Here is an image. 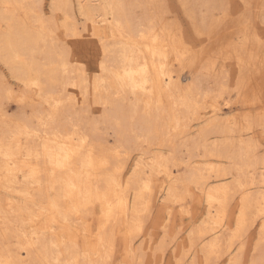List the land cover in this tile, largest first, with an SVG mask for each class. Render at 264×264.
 <instances>
[{
	"label": "bare ground",
	"instance_id": "bare-ground-1",
	"mask_svg": "<svg viewBox=\"0 0 264 264\" xmlns=\"http://www.w3.org/2000/svg\"><path fill=\"white\" fill-rule=\"evenodd\" d=\"M29 2L0 0V21L5 25L0 27V61L24 87L5 86L8 81L0 77V264H112L119 236L129 264H138L134 240L151 206L155 192L151 176L157 168L176 176V183L166 191L169 200L185 197L184 190L175 187L182 179L204 181L189 158L174 155V139L189 131L192 120L202 123L197 137L204 141V156L224 154L237 174L233 186L231 181L207 191L208 212L214 213V219L212 226L192 232L202 242L198 254L206 263L217 252L218 233L227 229L218 224L233 197L231 190H239L240 211L236 227L227 236L229 244L243 236L249 217L252 222L262 218L260 230H264V190L250 191L255 183L264 186V176L259 182L252 175L245 177L246 168L252 171L256 152L246 143L236 146L227 121L219 119L221 104L215 96L228 104L227 85L204 90L195 75V80L182 86L170 69L175 62L185 61L197 74L216 64V48L230 50L236 68L234 89L244 92L247 102H259L264 123V54L254 49L264 33V20H260L263 27L255 25L249 18L250 7L232 17L226 7L230 0H178L192 32L205 41L198 50L186 44L177 17L169 16L171 10H164L162 0H75L84 21L81 29L75 18L65 22L66 33L81 36L86 31L101 56L98 73L87 80L83 73H73L66 54L52 45L50 29L39 14L33 15ZM60 2L51 0V9ZM260 10L254 16L262 18ZM31 16L39 30L28 23ZM233 35L237 43L228 40ZM198 97H212L207 118L200 111L205 101ZM4 100L20 109L12 119L5 115ZM88 100L100 111L101 121L93 118L92 125L81 115L85 109L71 113L76 106L83 109ZM97 122L112 131H108L112 143L94 137ZM210 134L220 138L208 141ZM156 145L169 148V157H147ZM137 150L141 152L128 165ZM205 181L204 186L209 185ZM94 210L98 216L92 229L83 219ZM230 264H236V256Z\"/></svg>",
	"mask_w": 264,
	"mask_h": 264
},
{
	"label": "rangeland",
	"instance_id": "rangeland-1",
	"mask_svg": "<svg viewBox=\"0 0 264 264\" xmlns=\"http://www.w3.org/2000/svg\"><path fill=\"white\" fill-rule=\"evenodd\" d=\"M50 1L51 0H30L29 5L32 6L31 8L33 10L31 12H34L33 15L39 14L41 16L40 18L42 24L46 25L47 28L50 29L51 36H53L54 38V42L52 43V45L66 54L68 63L73 67L75 71L73 73H83L87 80L91 79L93 75L98 73V64L101 57L99 55V52L95 51L94 44L90 42V37L87 36L86 31H81V36L72 34L67 35L68 31L64 27L65 22H70L74 18L77 22H79L76 23V25L78 24L79 27L84 21V17L79 14L75 0H61V2L59 3V7L55 10L51 9ZM230 1L232 4L231 6L235 7L234 9H236L231 10L233 12L232 17L242 15V13H244V9H240L239 12L237 11L239 7V0ZM162 2H165L164 4L167 6V8L164 9L165 11L169 9L171 10L169 16L177 17V21L180 25V28L182 29L186 44L199 50V48L202 47V44L205 41L197 37L192 32L191 25L189 24L190 18L184 13L183 9H181L182 7L179 5L180 3H178V0H162ZM250 5L249 18H253V22L255 25L263 27V23H261L260 20H264V13H261L263 15L262 18H259L261 17V15H258L257 13L256 16H254L253 14V12L262 8L261 6L264 5L263 1L259 0L255 3V0H250ZM254 5L258 6V8ZM260 11L262 12V10ZM136 14H138V12ZM99 19L100 17L97 18V20ZM28 21V23L33 25L34 28H38V30L40 29L36 18L31 16ZM99 24H101V22ZM0 27L3 29L5 27V25L1 21ZM259 38L264 39V33H261ZM237 39L238 38H236V35H233V37L228 40L233 43H237ZM235 45L236 47L238 46L237 44ZM254 49L258 50L260 54H264V50H261L263 49V47L260 43H256V45L254 44ZM216 52V64L213 67L210 66L209 69L201 71L200 73H194L193 68H189L187 62L185 61L181 63L182 66L180 65V63L176 64L175 62L174 64H172L170 69L172 73H174L175 75L177 74V76L180 78L182 86H186L187 84H190L193 80H195V75H198V79L201 80L200 82L204 90L206 88L207 90L209 88L211 90H215L219 83L227 85L225 97L228 101V104L223 103L220 97L215 96L221 104L219 119L220 121H227L228 127L231 131V137L233 138L234 144L236 146L239 143H246L254 148V152H256L254 159L255 164L254 166H252L254 169L252 168L251 171L249 167L246 168L247 173H245V177L246 179H248L252 175L253 180L255 182H259L261 181L260 177L264 176V123L262 121L261 114L258 113L260 105H258L259 102H257L256 104H251L252 101L247 102V100L243 96L244 92H241L239 94V92L234 89V81L236 79V74L234 72L236 68H234L235 66L233 62L235 61L233 59V53L230 50L227 51L228 53L224 50L220 52L218 48H216ZM9 74L10 72L8 68L2 61H0V77H3V79L5 77L4 81H8V83H5L3 85H10L16 90H23V85L20 84L16 79L11 77ZM0 83L2 84V81ZM67 87H69V90H71V85H67ZM174 90L177 91L179 89L174 88ZM30 92L27 93L30 94ZM237 92L239 95L237 94ZM198 100L200 102L205 101L203 105H205L206 107L202 106L204 107V109L201 108L200 111L201 114H205L204 116L206 117L204 118H207L208 110L209 107H211L210 104L212 103V97L206 99H201L198 97ZM3 102L6 117L12 119L13 116H16L19 113L20 109L15 103L8 102L6 100H4ZM27 104L32 105L33 101H30ZM84 109L87 112V115L86 112L81 111H84ZM96 109L97 106L91 103L90 100H88L84 104L83 109H79L76 106L71 110V113L75 114L81 111V115L84 116V121L86 122V124L92 125L94 122H96L95 120L98 121L99 119L101 121L99 117L100 111ZM191 122L192 123H190L189 131L182 133L180 137L178 136L174 139V155L177 159L183 157V159L187 160L189 158L190 165H194L200 168L204 181L202 183H194L187 178H180V175H178V173L177 178L182 179V181L181 183L175 185V187H179L181 188V190H184L186 195L185 197H178V199L175 200H169L165 196L166 191L168 188H171V185H174L176 183L174 181L176 176L175 174L166 175V173L163 172L160 167L157 168L156 173L151 176L152 184L155 190L151 206L146 213L143 230L141 234L134 240V247L138 256L140 257L143 253L141 258L137 257V259L140 261L138 264H230L233 260H235V256L236 264H250L251 261L253 262L255 260L256 264L261 263V261H263L261 264H264V230H260V224L263 220L262 218H258V220L256 218V221L252 222L254 218L249 217V224L246 225L247 229L244 230L243 236L241 235V238L239 240L234 241L235 244H229L231 243V241H228V237L231 234L230 232H232L234 230V227H236V216L237 214H239L238 211H240V207L236 205L237 200L239 199V190H231L233 193V197L230 198L231 200L229 201L227 212L224 215L225 217L222 218V220L219 222V226L217 225L218 227H220V225H224V227L227 228L225 231L221 230L218 233V253L216 252L215 254H212L208 262L206 263L205 261H203L202 255L198 254L202 242H200L196 238H193L194 235L192 232H194V230L199 226L205 228L212 226L214 219L213 217H211L214 216V213L212 212L213 214H209L208 212L206 201L208 194L207 191H210L212 187L217 188L221 187V185L225 186V183L229 184L231 181L232 182L230 184L231 186H233L235 182L234 178L235 176H237V174L235 172V166L232 165L234 169L230 167L231 160L226 158L224 154L212 157L204 156V141L199 140V138L197 137L200 128L199 124L202 125V123L195 120H192ZM96 131L94 137H96L97 139L108 140V142L111 141V143L113 142V138L108 134V131H112L108 130V126L105 123L97 122ZM97 135L101 137L98 138ZM210 135L211 136H208V141L211 142H214L217 138H220V135ZM141 145L143 148L147 147L146 144ZM138 146H140V144ZM149 150L150 153L147 154V157L154 155L166 158L169 157L167 155H169L170 153L169 148L158 147L157 145L153 146ZM140 152V150L132 152L128 165H131L134 162L135 158ZM205 166H209V169L205 170ZM226 172L230 173L224 174L222 177L216 176L218 175V173ZM205 179L209 181V185L204 186V183L206 182ZM254 185L251 186L250 191L257 192L258 190H264V186L261 185V183H255ZM97 216L98 211L94 210L93 214L87 215V217H84L83 220H85L86 218V223L91 224V227L93 229L95 227ZM208 223L211 224L209 225ZM190 238L194 239V241ZM13 242L14 239H11L10 243L12 244ZM227 242L229 245L227 244ZM5 244H7L6 241ZM122 245V238L121 236H119L117 237L115 251L112 256V264L130 263V257L124 255L125 251ZM190 247L192 248L189 249ZM229 247L231 248V250H229ZM140 250L141 252L139 253ZM230 256L232 259L231 261L229 259Z\"/></svg>",
	"mask_w": 264,
	"mask_h": 264
},
{
	"label": "snow or ice",
	"instance_id": "snow-or-ice-1",
	"mask_svg": "<svg viewBox=\"0 0 264 264\" xmlns=\"http://www.w3.org/2000/svg\"><path fill=\"white\" fill-rule=\"evenodd\" d=\"M250 6H251V5H250V3H249V0H239V7H238L237 11L239 12L240 9H247V8H249ZM226 7L228 8L229 11H231V8H232L231 4L226 5ZM262 13H264V9H262ZM260 44H261L262 47H264V39H261V40H260ZM61 166H62V165H61ZM73 187H74V186H73ZM52 206L55 207V204L53 203Z\"/></svg>",
	"mask_w": 264,
	"mask_h": 264
}]
</instances>
